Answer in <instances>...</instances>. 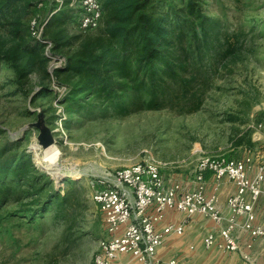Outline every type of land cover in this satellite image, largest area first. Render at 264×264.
I'll use <instances>...</instances> for the list:
<instances>
[{
	"label": "rangeland",
	"instance_id": "obj_1",
	"mask_svg": "<svg viewBox=\"0 0 264 264\" xmlns=\"http://www.w3.org/2000/svg\"><path fill=\"white\" fill-rule=\"evenodd\" d=\"M198 1L203 16L194 26L185 24L183 41L196 79L190 90L173 88L159 109L121 113L96 96L64 100L68 86L57 76V62L78 48L74 36L83 32L74 4L72 20L48 26L60 48L25 84L10 64L1 65L0 168L7 172L1 178L0 264H91L106 234L95 188L148 151L166 162L165 172H189L202 154H264V0ZM55 5H40L42 22L63 8ZM52 144L61 149L53 165L59 175L37 155ZM16 162L23 172L18 176ZM69 189L72 201L65 206L60 199Z\"/></svg>",
	"mask_w": 264,
	"mask_h": 264
},
{
	"label": "trees",
	"instance_id": "obj_2",
	"mask_svg": "<svg viewBox=\"0 0 264 264\" xmlns=\"http://www.w3.org/2000/svg\"><path fill=\"white\" fill-rule=\"evenodd\" d=\"M45 1L0 0V68L3 63L10 64L19 84H25L31 72L49 60L45 53L48 40L53 42L54 53L60 48L59 39L48 35V26L72 20L76 11L71 6L72 0L63 2V8L52 12L46 22L45 37L37 38L32 35L31 20L41 10L39 3ZM102 2L104 15L100 30H82L76 34L78 48L68 56L66 64L56 70L57 76L64 75V80L59 81L68 86L64 100L96 96L115 110L126 113L143 108H162L173 88L190 90L197 74L192 72L190 51L183 44L188 33L184 26H194L195 21L203 16L200 2ZM2 32L9 36L8 40L1 36ZM207 82L204 80L209 84ZM195 100L196 108H199L202 99L197 96ZM22 157L23 153L18 154L17 161ZM6 168H0V205L5 193L3 185H6L1 178L7 172ZM12 172L16 176L23 173L17 162ZM70 192L69 189L61 196L62 205L71 203ZM51 200L48 198L46 203Z\"/></svg>",
	"mask_w": 264,
	"mask_h": 264
},
{
	"label": "built area",
	"instance_id": "obj_3",
	"mask_svg": "<svg viewBox=\"0 0 264 264\" xmlns=\"http://www.w3.org/2000/svg\"><path fill=\"white\" fill-rule=\"evenodd\" d=\"M57 1L62 6L64 1ZM71 4L80 8L82 30H92L101 25L104 15L102 0H72ZM51 15L43 22L39 14L32 18L30 26L34 37H45L44 26ZM45 53L49 57L55 54L51 40L45 45ZM66 61V58H61L57 64L62 63V66ZM255 156V153L242 157L202 154L194 169L199 185L193 189H184L180 182L168 185L163 174L166 162L151 151L139 161L117 169L111 173L112 177L101 180L102 185L93 192L92 198L104 215L106 234L100 239L91 264H177L175 258L163 261L157 256L158 247L169 236L184 231V223H170L158 229L157 222L168 209H178L188 215L203 213L219 224L227 219L228 223L221 226L219 234L209 232L205 236L204 246L207 249L217 247L241 251L246 259H251L235 230L247 231L252 238L264 234V227L254 221L255 203L264 191V162L254 175L250 174ZM208 171L214 182L211 192L207 191ZM224 178L237 186L236 192L227 199L228 217L218 203V189ZM238 216H245V220L240 222ZM247 247H252L251 241Z\"/></svg>",
	"mask_w": 264,
	"mask_h": 264
},
{
	"label": "crops",
	"instance_id": "obj_4",
	"mask_svg": "<svg viewBox=\"0 0 264 264\" xmlns=\"http://www.w3.org/2000/svg\"><path fill=\"white\" fill-rule=\"evenodd\" d=\"M263 162L264 154L256 155L250 174L254 175L258 166ZM165 168H163V174L166 177L168 185L180 182L184 189H193L199 185L194 173L195 168L189 172H165ZM207 177V191L211 192L214 188V182L210 171L207 172ZM262 187L264 189V181ZM236 190L237 186L234 182L228 178L222 179L218 189V203L222 212L227 217L230 215L227 199ZM150 211H154V208H150ZM254 212L255 223L264 227V191L255 203ZM238 220L243 222L245 216H238ZM170 223H184V231L181 234L169 236L158 247L157 256L163 261L175 258L177 264H264V234L252 238L247 231L241 229L235 230V234L243 248L247 249L251 254V259H246L241 251H229L217 247L207 249L204 246L205 236L209 232L219 234L221 226L228 223L227 219L222 224H219L203 213L188 215L186 212L178 209H168L164 217L157 222V227L158 229H162ZM249 241L252 242V247L250 248L247 247Z\"/></svg>",
	"mask_w": 264,
	"mask_h": 264
},
{
	"label": "bare ground",
	"instance_id": "obj_5",
	"mask_svg": "<svg viewBox=\"0 0 264 264\" xmlns=\"http://www.w3.org/2000/svg\"><path fill=\"white\" fill-rule=\"evenodd\" d=\"M35 150H37V149H35ZM60 153H61L60 147H58L57 144H52L45 151L44 155H42V156H40L39 154H37V155L39 158V162L42 164V166L45 169H47L49 172L53 173L54 175H59L62 172L57 171V169L53 165L55 164ZM38 158H37V160H38Z\"/></svg>",
	"mask_w": 264,
	"mask_h": 264
},
{
	"label": "water",
	"instance_id": "obj_6",
	"mask_svg": "<svg viewBox=\"0 0 264 264\" xmlns=\"http://www.w3.org/2000/svg\"><path fill=\"white\" fill-rule=\"evenodd\" d=\"M52 139L50 138V141H51Z\"/></svg>",
	"mask_w": 264,
	"mask_h": 264
}]
</instances>
